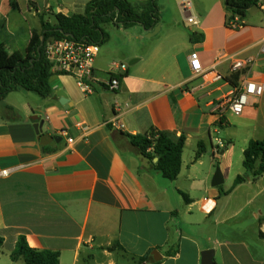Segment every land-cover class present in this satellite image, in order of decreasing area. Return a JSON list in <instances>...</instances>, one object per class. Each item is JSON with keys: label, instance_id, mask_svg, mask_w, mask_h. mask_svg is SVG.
Masks as SVG:
<instances>
[{"label": "crops", "instance_id": "crops-1", "mask_svg": "<svg viewBox=\"0 0 264 264\" xmlns=\"http://www.w3.org/2000/svg\"><path fill=\"white\" fill-rule=\"evenodd\" d=\"M91 1L0 0V68L28 56L40 16L55 24L58 14L83 15ZM225 3L196 0L191 13L198 24L189 25L182 0H158L154 37L141 25H105L109 40L95 60L91 94L73 77L55 74L47 99L23 90L6 97L0 106V172L11 173L0 176V264H24L11 259L20 237L33 249L59 253V264H203L207 251L215 264H264V173L255 178L243 166L249 142L264 139V95L242 115L225 110L220 117L215 106L235 89L230 64L217 67L222 82L190 68L193 52L205 68L220 52L252 57L255 63L240 81L264 84V12L257 7L253 15L250 9L244 27L232 30ZM169 7L173 17L165 22L161 15ZM124 62H130L126 71H111L113 63ZM113 76L120 80L114 92L105 85ZM5 106L18 121L3 118ZM115 117L123 131L107 125ZM151 129L186 137L175 181L158 173L125 137ZM44 134L61 142L42 145ZM200 143L204 152L197 158ZM218 156L224 183L213 187ZM238 176L245 182L234 187Z\"/></svg>", "mask_w": 264, "mask_h": 264}, {"label": "trees", "instance_id": "trees-1", "mask_svg": "<svg viewBox=\"0 0 264 264\" xmlns=\"http://www.w3.org/2000/svg\"><path fill=\"white\" fill-rule=\"evenodd\" d=\"M259 0H226V25L236 17L245 21L250 9L258 5ZM160 8L158 0H147L142 4H133L129 0H93L86 6L83 15L66 17L62 14L55 16V24L45 21L40 16V30L28 49V56L13 65L0 68V106L6 97L16 91L32 92L43 99L52 96L51 78L58 73L53 71L52 64L45 55L48 43L62 38L86 43L104 45L109 35L104 26L113 24L116 27L129 29L141 25L145 29H154L159 24ZM192 37L194 34L191 35ZM43 39V43H42ZM64 75V74H63ZM242 73L230 77L233 87H238ZM3 118L7 121H18L17 112L5 106ZM138 155L152 162L154 169L165 179L175 181L181 171L182 154L186 137L177 138L170 132L151 129L145 135L125 136ZM204 152L202 143L198 145L197 158ZM158 163L154 164V160ZM259 163L258 168H256ZM243 166L247 172H253L255 178L264 173V139L250 141L244 151ZM245 182V177L238 176L234 187ZM185 203H190L188 196L181 194ZM4 240L0 238V249ZM112 249V248H111ZM150 255L140 258L146 261ZM14 263L23 261L24 264H59L60 255L52 251L33 249L25 237H20L15 250L11 254ZM153 264H155L153 262Z\"/></svg>", "mask_w": 264, "mask_h": 264}, {"label": "built area", "instance_id": "built-area-1", "mask_svg": "<svg viewBox=\"0 0 264 264\" xmlns=\"http://www.w3.org/2000/svg\"><path fill=\"white\" fill-rule=\"evenodd\" d=\"M182 9L187 14L186 21L188 24L197 25L198 22L191 13V0H182ZM258 7L264 12V0H259ZM244 27V23L238 17L229 23V28L232 30H240ZM101 46L97 44H86L72 40L70 38H62L54 40L47 44L45 55L52 64L53 71L58 74H64L73 77L79 87L85 94L93 92L92 78L94 73V64L97 56L100 53ZM260 52L264 56V39L261 43ZM190 68L196 75H200L205 80L209 76L211 82H222L224 77L217 71V67L226 63L230 64L231 75L242 73L246 74L248 70L255 63L254 58H238L236 55H229L226 52H220L213 64L209 68H205L200 60L198 53L193 52L190 57ZM122 70L126 71L125 64L113 63L111 71ZM106 87L110 91H117L120 87V80L118 77H111L107 82ZM264 95V84L256 81L243 79L239 82L238 87L234 92L224 99L220 100L215 106L214 112L218 116H222L225 110H229L236 116L244 113L247 107L254 105ZM115 110L120 111L118 103L115 104ZM111 128L123 131L125 126L118 120L117 117L107 123ZM77 127L84 129L83 123L79 122ZM73 139H69V143H73ZM219 146L222 142L218 141ZM11 170H4L0 172V176H8Z\"/></svg>", "mask_w": 264, "mask_h": 264}, {"label": "water", "instance_id": "water-1", "mask_svg": "<svg viewBox=\"0 0 264 264\" xmlns=\"http://www.w3.org/2000/svg\"><path fill=\"white\" fill-rule=\"evenodd\" d=\"M143 29L146 32L147 37H154L155 34L159 31L160 26L157 25L153 30H151V29L148 30V29H145L144 27H143ZM42 43H43V39H42ZM133 63H135V62H131V64H133ZM34 119L36 120L37 118L34 117ZM34 128H35L36 132L38 133L39 132V124H35ZM60 142H61L60 138L50 137L47 134H44L41 136V144L42 145H49V144L55 145V144L60 143ZM155 163L156 164L158 163V159H155ZM223 183H224V177H223L222 171L219 168H217L211 185L213 187H219ZM157 254H158L157 251L154 252V254H153L155 261L159 260L156 257ZM202 256H203V264H215L213 262V252L212 251L204 252Z\"/></svg>", "mask_w": 264, "mask_h": 264}, {"label": "rangeland", "instance_id": "rangeland-1", "mask_svg": "<svg viewBox=\"0 0 264 264\" xmlns=\"http://www.w3.org/2000/svg\"><path fill=\"white\" fill-rule=\"evenodd\" d=\"M191 3H192V5L193 4H195L196 3V0H191ZM258 7V5L256 6V7H254L253 8V10H252V14L253 15H257V14H259V9L257 8ZM168 9V11H166V12H164L163 13V15H161V19L163 20V21H165V22H169V21H171V19H172V17H173V13H172V8H167ZM171 10V11H170ZM160 19V18H159ZM189 25H191V24H189ZM110 28H112L111 26H110ZM130 62H124V64L127 66V67H130V64H129ZM220 137H224V129H221V131H220ZM221 156H218L216 159H215V162H214V164H215V167L213 168V175L215 174V172H216V170H217V168H219L220 170L222 169V166L220 165V163H221ZM212 168V167H211ZM205 169H206V167L205 168H201V169H199V172H198V175H199V177H202L204 174H205ZM4 261H5V259H3Z\"/></svg>", "mask_w": 264, "mask_h": 264}]
</instances>
